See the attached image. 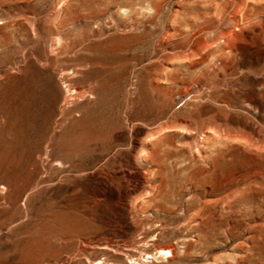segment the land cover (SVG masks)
<instances>
[{
  "label": "rangeland",
  "instance_id": "obj_1",
  "mask_svg": "<svg viewBox=\"0 0 264 264\" xmlns=\"http://www.w3.org/2000/svg\"><path fill=\"white\" fill-rule=\"evenodd\" d=\"M0 264H264V0H0Z\"/></svg>",
  "mask_w": 264,
  "mask_h": 264
},
{
  "label": "bare ground",
  "instance_id": "obj_2",
  "mask_svg": "<svg viewBox=\"0 0 264 264\" xmlns=\"http://www.w3.org/2000/svg\"><path fill=\"white\" fill-rule=\"evenodd\" d=\"M66 71V70H65ZM61 72V74H63L64 73V71L63 70H61L60 71ZM69 73V72H68ZM71 85V84H70ZM68 89V88H67ZM73 91H75L74 89H72ZM70 91V90H69ZM68 92V91H67ZM77 92V91H76ZM72 93V92H71ZM67 94H70V92H68ZM69 96V95H68ZM72 96V95H71ZM209 128H211V127H209ZM212 131L213 132H216L217 133V131L214 129V128H212ZM158 250H159V253H162V254H165V253H168L169 252V248L167 247V248H164V247H159L158 248ZM157 250V251H158Z\"/></svg>",
  "mask_w": 264,
  "mask_h": 264
}]
</instances>
